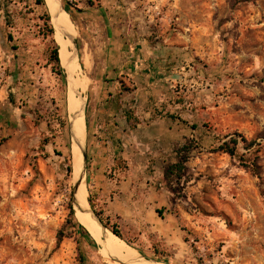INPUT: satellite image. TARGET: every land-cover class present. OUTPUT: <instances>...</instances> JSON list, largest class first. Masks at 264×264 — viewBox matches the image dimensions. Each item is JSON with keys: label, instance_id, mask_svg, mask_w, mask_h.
Wrapping results in <instances>:
<instances>
[{"label": "rangeland", "instance_id": "rangeland-1", "mask_svg": "<svg viewBox=\"0 0 264 264\" xmlns=\"http://www.w3.org/2000/svg\"><path fill=\"white\" fill-rule=\"evenodd\" d=\"M138 1L137 10L147 5L154 15L151 25L166 24L189 47L193 61L180 66L186 75L167 103L182 128L169 150L161 132L149 131L146 176L127 182L131 202L114 203L119 190L95 187L90 176L87 130L90 208L121 233L126 258L264 264V0ZM47 14L36 0H0V264H107L111 254L84 226L97 243L73 226L70 87L51 58L55 31L50 35ZM239 135L260 145L252 150H260L262 180L244 166L253 156L241 141L243 162L217 150ZM164 152L166 167L183 161L166 178L159 172Z\"/></svg>", "mask_w": 264, "mask_h": 264}, {"label": "crops", "instance_id": "crops-1", "mask_svg": "<svg viewBox=\"0 0 264 264\" xmlns=\"http://www.w3.org/2000/svg\"><path fill=\"white\" fill-rule=\"evenodd\" d=\"M66 2L78 11L73 15L83 36L81 49L89 58L90 176L95 187L106 182L119 190L113 203L121 197L129 200L127 182L146 176V135L161 132L169 150L182 128L179 112L167 103L173 97L174 83L186 75L180 66L187 63L190 67L193 59L186 43L168 33L166 24L151 25L155 19L144 10L147 5L136 9L141 6L138 0ZM166 156L164 152L159 170L164 177ZM141 204L130 208L140 209Z\"/></svg>", "mask_w": 264, "mask_h": 264}, {"label": "bare ground", "instance_id": "bare-ground-1", "mask_svg": "<svg viewBox=\"0 0 264 264\" xmlns=\"http://www.w3.org/2000/svg\"><path fill=\"white\" fill-rule=\"evenodd\" d=\"M45 3L51 15V22L55 31L54 37L57 42V45L59 46V56L61 64L64 68L67 69V72L70 76V82L72 83L70 85L69 90V114L73 117L77 112H81L80 117L75 123L74 131L77 133V136L81 139L84 145L87 135L86 119L84 113V103L86 101V97L84 94L89 87L90 79L87 75H84L82 73L81 64L78 62L77 59L70 64V57L72 55V52L70 53L69 49L71 48V42L69 39L65 38L59 25H63L73 36L77 35V28L72 22L69 13L63 10V8L61 7V0H45ZM60 14V23L58 24L55 17ZM84 65L86 67L89 65L88 57L85 58ZM77 92L79 95H77ZM71 147L74 155V179L75 181H77L78 168L76 167V162L78 158H80L81 160L80 149L78 148L74 140H72L71 142ZM86 186L87 181L85 177L80 187L79 193L77 194V198L83 207V211L76 209V218L78 222L92 233L97 242H99L109 254L119 258L121 261L126 262L128 264H151L150 262H143L142 258L137 259V256L135 255H131V257L133 258H126V253H128L129 250L126 251L123 245H119L123 240L114 235L110 230H104L92 218L91 214L88 213L90 205L88 202V189ZM110 236H112L114 240ZM124 244L128 246L126 243ZM104 261L107 264H119L117 262L112 261L108 257H104Z\"/></svg>", "mask_w": 264, "mask_h": 264}, {"label": "trees", "instance_id": "trees-1", "mask_svg": "<svg viewBox=\"0 0 264 264\" xmlns=\"http://www.w3.org/2000/svg\"><path fill=\"white\" fill-rule=\"evenodd\" d=\"M63 2H64V6H65L66 11L70 15L74 16L73 13H76V11H75V9L72 8L73 4H71L69 2H66V0H63ZM36 3H37V5H40V6L41 5H43V6L46 5L44 0H36ZM46 7H47V5H46ZM48 13H49V11H48ZM49 14L46 15V23H47V26L49 28L50 35H53L54 34V28L52 27L53 25L52 26L49 25V23H50ZM72 20H73V22L76 23L75 18L72 19ZM51 24H52V22H51ZM53 44L55 46H54V48L51 51V58H52L53 62L55 63V66H56L57 70H59L62 73L63 69H62V66H61V61H60V56H59V48H58V45H57L55 40H53ZM78 45H79V41H78ZM192 128H196V126H192ZM239 138H240V140L238 138L231 137L228 141L223 142L217 148V150L229 155L232 158H237L238 157L243 162L244 158H246L245 155H242V156L239 155L240 144L242 143L243 147L246 150H248L249 153L251 152L250 156H253L252 159L251 158H247V160H245V162H246L245 164L246 165H244V166L246 168H249L254 176H256L258 179L262 180V171H261V167L259 166V160H260L259 151L260 150L259 149L252 150L254 145H258V144L256 143V141H253V140L248 141L244 136H241V135H239ZM259 138H264V134H262V133L259 134ZM240 141H241V143H240ZM258 146L260 147V145H258ZM182 164H183V161L180 162V165L167 167L166 172H165V178L174 174V171H176V168H177L176 166H179L180 171H181L182 170ZM68 171L72 172V167H69ZM88 202L91 205V207L94 209V204H93V201H92L91 197L88 198ZM156 213L159 215V217H161V218L163 217V211L156 210ZM97 215L99 216V218L101 217V213H97ZM71 217L73 219V226L75 228H78V230L81 231V233L84 236H87L88 238H91V236L88 233V231L75 218V211L73 210V208H71ZM111 232L114 233L119 238L123 239L121 233L117 230V228H115V227L111 228ZM91 240L94 242V240L92 238H91Z\"/></svg>", "mask_w": 264, "mask_h": 264}, {"label": "water", "instance_id": "water-1", "mask_svg": "<svg viewBox=\"0 0 264 264\" xmlns=\"http://www.w3.org/2000/svg\"><path fill=\"white\" fill-rule=\"evenodd\" d=\"M61 7L63 8V10L66 11L64 3H63V0H61ZM49 16H50V22H51V15L49 14ZM60 17H61V14L57 15L55 17V19H56L58 24L60 23ZM59 27H60L62 33L64 34L65 38L69 39L70 42H71V48L69 49L70 53L72 52V55L70 57L71 58L70 59V64L73 61H75L76 59L79 62L80 51H79V45H78L77 36H73L63 25H59ZM61 66H62V64H61ZM62 68L66 72V78H67V81H68V87H70V76H69V74L67 72V69L64 68L63 66H62ZM77 95H79L78 92H77ZM86 109H87V102L85 101V103H84L85 119H86ZM80 113L81 112H77L73 117L69 114L70 115L69 116V127H70L71 141L74 140V142L76 143V145L80 149V157H81V160H80V158H78L77 162H76V167L78 168L77 181H75L74 176H73V180H74L73 210L75 211V216H76V209H79L80 211H83V207H82L81 203L79 202V200L77 198V194L79 193V190H80V187H81V185L83 183L84 178L87 176V164H88L87 135H86L85 144L83 145L81 139L77 136V133L74 131V126H75V123H76L77 119L80 117ZM86 128H87V121H86ZM72 175H73V168H72ZM88 213L91 214L92 218L104 230H109L108 227L106 225H104L103 221L99 218V216L97 215V213L94 210L89 208V212ZM93 240L95 241V239H93ZM110 258H111L112 261L117 262L119 264H128L126 262L121 261L119 258H117V257H115L113 255H111ZM142 259L145 260L146 262H150L151 264L160 263V262L154 261L152 259L145 258L144 256H142Z\"/></svg>", "mask_w": 264, "mask_h": 264}]
</instances>
